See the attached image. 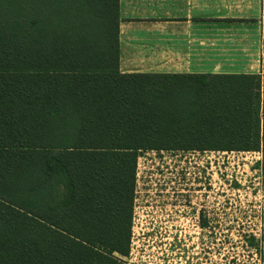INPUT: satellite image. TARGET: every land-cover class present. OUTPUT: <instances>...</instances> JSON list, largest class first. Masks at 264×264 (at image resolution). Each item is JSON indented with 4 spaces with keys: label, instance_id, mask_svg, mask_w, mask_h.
I'll return each mask as SVG.
<instances>
[{
    "label": "trees",
    "instance_id": "trees-1",
    "mask_svg": "<svg viewBox=\"0 0 264 264\" xmlns=\"http://www.w3.org/2000/svg\"><path fill=\"white\" fill-rule=\"evenodd\" d=\"M48 1L0 0V264H120L140 154L258 151L262 78L120 74L119 0Z\"/></svg>",
    "mask_w": 264,
    "mask_h": 264
},
{
    "label": "rangeland",
    "instance_id": "rangeland-1",
    "mask_svg": "<svg viewBox=\"0 0 264 264\" xmlns=\"http://www.w3.org/2000/svg\"><path fill=\"white\" fill-rule=\"evenodd\" d=\"M213 1L210 7L238 22L236 27L240 28L235 29L244 36L238 43L210 45L226 52L219 61L224 69L264 72V0ZM249 64L252 68L246 69ZM261 93L258 151L201 153L204 168L198 166L200 170L193 164L200 162L196 155L191 165L184 154L176 159L170 153L144 156L146 169L137 177L140 185L155 179L158 164L166 169L177 160L176 165L182 167L181 180L188 179L187 186L178 188L177 196L181 203L177 205L181 212L178 231L183 233L142 234L140 225L144 221L133 219L130 251L127 257H121L120 264H264V86ZM151 189L169 190L143 187L145 198L155 193ZM164 195L166 200L170 197V193Z\"/></svg>",
    "mask_w": 264,
    "mask_h": 264
},
{
    "label": "crops",
    "instance_id": "crops-1",
    "mask_svg": "<svg viewBox=\"0 0 264 264\" xmlns=\"http://www.w3.org/2000/svg\"><path fill=\"white\" fill-rule=\"evenodd\" d=\"M212 2L214 1L119 0L120 74L260 75L264 83V72L259 70L252 73L250 64V68L246 67L250 71L237 73L224 69L219 61L226 52L215 49L217 47L210 48V45L221 43H238L244 38L241 36L242 32L235 29L240 28L236 27L239 26L236 24L238 22L226 15H219V10L210 7ZM251 58L252 53L249 61ZM161 151L173 154H184L187 151L227 153L210 150ZM137 183V194L142 197V188H149V185H140L139 180ZM162 188L165 190L167 187ZM161 192L165 193L163 190Z\"/></svg>",
    "mask_w": 264,
    "mask_h": 264
},
{
    "label": "built area",
    "instance_id": "built-area-1",
    "mask_svg": "<svg viewBox=\"0 0 264 264\" xmlns=\"http://www.w3.org/2000/svg\"><path fill=\"white\" fill-rule=\"evenodd\" d=\"M163 154V153H170V156L173 158L181 157L182 154H173L171 152H164V151H147L143 155H140L138 158V167H137V177L140 178V173H142V170L146 169L145 161H147V158H144V156L148 154H153V157H156L157 154ZM201 153L205 154L208 153L207 151L199 152V151H187L184 152V159L188 162L189 165L192 164V160H194V156H199L200 162L197 163L196 161L193 162V164L196 165V169L200 170L198 166L201 168H204L203 163V157ZM149 157L151 155H148ZM190 156V158H189ZM177 160H174L173 165H169L168 168L164 169L163 166L157 165L159 167L158 173L155 175V179H151L147 185L151 188H162L167 187L169 190H167V193H170V197L166 200V196L162 193L161 190L158 191L155 189H151V191L155 192L154 194H150L147 198L144 196L140 197V195L136 196L135 199V212L133 219L135 221H144V224L140 225V231L142 234H150L154 236H158L164 233H172L176 232L177 228L174 226L173 221L178 218L179 215H181L180 210L177 208V205H180L181 203L177 201V196L179 197V191L178 188L182 187L185 183L188 182L187 180H181V171H183L182 167L180 165H176ZM148 165V164H147ZM177 166V167H176ZM164 170H163V169ZM170 172L168 173V171ZM199 174L201 172L199 171ZM166 175H169L170 177H166ZM187 186L185 184L183 187ZM150 199V200H149ZM170 225V226H168Z\"/></svg>",
    "mask_w": 264,
    "mask_h": 264
},
{
    "label": "flooded vegetation",
    "instance_id": "flooded-vegetation-1",
    "mask_svg": "<svg viewBox=\"0 0 264 264\" xmlns=\"http://www.w3.org/2000/svg\"><path fill=\"white\" fill-rule=\"evenodd\" d=\"M179 220H180V217L178 216V218H176V220H175V222H174V225H175L176 228H177V231L175 232L176 235H177V234H182V233H183L182 230H181V231H178V227L180 226V225H179Z\"/></svg>",
    "mask_w": 264,
    "mask_h": 264
}]
</instances>
